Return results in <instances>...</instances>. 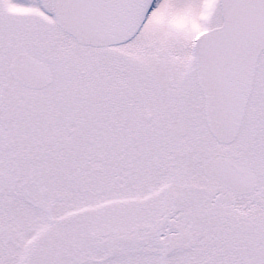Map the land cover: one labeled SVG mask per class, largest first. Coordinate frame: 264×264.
Returning <instances> with one entry per match:
<instances>
[{
  "label": "snow or ice",
  "instance_id": "snow-or-ice-1",
  "mask_svg": "<svg viewBox=\"0 0 264 264\" xmlns=\"http://www.w3.org/2000/svg\"><path fill=\"white\" fill-rule=\"evenodd\" d=\"M0 264H264V0H0Z\"/></svg>",
  "mask_w": 264,
  "mask_h": 264
}]
</instances>
